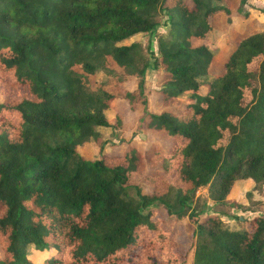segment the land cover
Instances as JSON below:
<instances>
[{
    "label": "trees",
    "instance_id": "obj_1",
    "mask_svg": "<svg viewBox=\"0 0 264 264\" xmlns=\"http://www.w3.org/2000/svg\"><path fill=\"white\" fill-rule=\"evenodd\" d=\"M244 3L0 0V264H30L28 246L53 250L42 264H161L147 245L155 207L195 222L186 243H170L178 263L192 249L191 264H264V211L248 228L236 216L233 229L195 205L199 188L222 204L235 180L264 185V21L223 52L208 46L217 16L228 24ZM157 17L166 31L147 58L126 41L154 33ZM98 72L105 78L91 84ZM116 100L140 105L144 128L166 143L84 158L78 148L99 128L123 122Z\"/></svg>",
    "mask_w": 264,
    "mask_h": 264
},
{
    "label": "rangeland",
    "instance_id": "obj_2",
    "mask_svg": "<svg viewBox=\"0 0 264 264\" xmlns=\"http://www.w3.org/2000/svg\"><path fill=\"white\" fill-rule=\"evenodd\" d=\"M232 7L235 6L231 3ZM163 17H157L159 25L156 31L152 34L137 35L126 41L138 42L141 48L142 55L149 56V52L155 53L156 51V34L164 33L166 27L161 25L163 22ZM256 20L258 22L264 21V0H245L244 5L241 8L240 15L233 16L230 18L229 23H224V15L220 14L217 16V26L212 31L209 43V49L215 54L223 52L228 49V45L235 43L240 37L241 33L247 32L251 23ZM256 27V26H255ZM220 69V67H219ZM105 77L103 73L98 72L89 77V82L91 84H96L97 82L103 80ZM124 86L127 88H134L135 77L133 74H124ZM143 87L145 89V95L147 96V104L149 110H157L158 108L153 105V99L147 95L149 89H156V75L150 70L146 69L144 72V82ZM206 87L201 85L199 88V93H204ZM184 98L183 96L179 97ZM113 107L117 111H121L125 115L123 122L115 128H99V139L94 141L90 140L89 143L84 144L82 147L78 148V152L86 159H95L98 156V149L103 148L105 152L118 153L121 151L122 147L128 143L132 144L138 149L146 147L150 142L166 143V141L159 134L153 131L147 130L143 126L140 117L142 115L141 107L138 105L133 111L128 110L127 103L121 100H116L113 103ZM107 117H112V111H106ZM119 138L123 141L120 142ZM143 172L148 171V169L142 170ZM135 180L140 183L141 175H138ZM205 188H199L195 192L196 201L195 205L200 204L202 201L207 203V210L205 212L216 211L219 213L221 211L224 213L220 216L224 224L233 229L248 228V220L253 214H259L260 211H264V185L261 189H254L253 183L250 180H235L229 190L226 200L222 204H211L205 198ZM192 203L190 209L195 208ZM199 206V205H198ZM154 215L159 221V226L152 237L147 241V245L151 253L158 259H161V264H191L192 259V249L187 252L183 262L178 263L177 259L170 253V243L176 241L174 245L179 244V239L183 243H186L184 239L188 237L190 230L194 228V220H190L186 215L177 218L176 220H165V212L161 208H154ZM189 209V210H190ZM197 210V208L195 209ZM236 216L245 219V222L241 224L236 220ZM201 216H198L200 219ZM196 221V220H195ZM135 252H139L135 250ZM53 250H43L36 251L32 246H28L27 258L30 264H42L43 260L47 258ZM134 256V255H132ZM167 261V262H166Z\"/></svg>",
    "mask_w": 264,
    "mask_h": 264
}]
</instances>
